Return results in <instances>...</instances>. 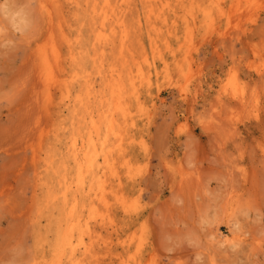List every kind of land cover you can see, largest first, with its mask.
Returning <instances> with one entry per match:
<instances>
[{
    "label": "rangeland",
    "instance_id": "1",
    "mask_svg": "<svg viewBox=\"0 0 264 264\" xmlns=\"http://www.w3.org/2000/svg\"><path fill=\"white\" fill-rule=\"evenodd\" d=\"M0 264H264V0H0Z\"/></svg>",
    "mask_w": 264,
    "mask_h": 264
},
{
    "label": "bare ground",
    "instance_id": "2",
    "mask_svg": "<svg viewBox=\"0 0 264 264\" xmlns=\"http://www.w3.org/2000/svg\"><path fill=\"white\" fill-rule=\"evenodd\" d=\"M23 79H24V78H23ZM118 103H119V102H118ZM118 103H117V104H118ZM93 126H94V127H93L94 129L97 128L95 125H93ZM82 148L85 149V146L82 145ZM82 148L80 147L79 150H81ZM87 152H88V151H85V153H83L85 158H87L88 155H90V154H87ZM91 156H92V155H91ZM85 161H86V160H85ZM87 161H88V159H87ZM89 162H90V161H89ZM90 163H91V162H90ZM87 165H88V164H85V167H86ZM90 165H91V164H90ZM86 168H87L88 171L91 169L90 166H89V167H86ZM78 177H79L78 179H79L80 182H82V180H84V179H83V178H84V175L82 174V171H81V170H80V172H79V176H78ZM81 185H82V184H81ZM73 207H74V206H73ZM72 210H73V209H71V210L69 211V214H70V215L67 214V215H69V217H70L71 214H72ZM74 211H75V209H74ZM71 218H72V217H71ZM77 218H78V217H77ZM69 220H70V218H69ZM78 221H79V220H78ZM70 224H71V223H70ZM70 224H69V225H70ZM74 226H75V225H74ZM77 226H78V225L76 224V227H77ZM71 227H73V226H71ZM74 228H75V227H74ZM69 229H70V226H69V228H68V231H69ZM70 232H71V231H70ZM70 235H71V234H70ZM72 237H73V236H72ZM69 238H70V237H69ZM67 242H69V241H67ZM70 245H71V244H70Z\"/></svg>",
    "mask_w": 264,
    "mask_h": 264
}]
</instances>
